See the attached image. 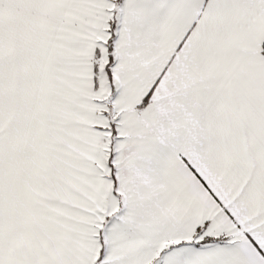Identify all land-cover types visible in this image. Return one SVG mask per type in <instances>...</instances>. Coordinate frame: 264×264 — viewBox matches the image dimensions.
Segmentation results:
<instances>
[{
  "label": "snow or ice",
  "instance_id": "1",
  "mask_svg": "<svg viewBox=\"0 0 264 264\" xmlns=\"http://www.w3.org/2000/svg\"><path fill=\"white\" fill-rule=\"evenodd\" d=\"M0 264H264V0H0Z\"/></svg>",
  "mask_w": 264,
  "mask_h": 264
}]
</instances>
